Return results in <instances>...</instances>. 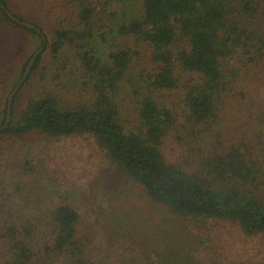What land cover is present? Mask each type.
<instances>
[{
	"label": "trees",
	"instance_id": "trees-1",
	"mask_svg": "<svg viewBox=\"0 0 264 264\" xmlns=\"http://www.w3.org/2000/svg\"><path fill=\"white\" fill-rule=\"evenodd\" d=\"M29 1L46 10L39 21L0 0L41 30L0 6V29L28 34L25 58L0 76V126L47 39L0 132V251L13 264L115 262L77 206L63 196L41 206L35 195L50 167L68 172L51 156L77 151L87 153L82 168L103 162L86 181L104 185L117 169L152 211L138 226L131 219L141 248L132 264H264V0ZM57 3L75 7V23L49 18ZM58 59H74L75 88ZM27 135L46 142L34 148ZM117 212L114 199L100 222L109 241L127 237Z\"/></svg>",
	"mask_w": 264,
	"mask_h": 264
},
{
	"label": "rangeland",
	"instance_id": "rangeland-1",
	"mask_svg": "<svg viewBox=\"0 0 264 264\" xmlns=\"http://www.w3.org/2000/svg\"><path fill=\"white\" fill-rule=\"evenodd\" d=\"M16 2L15 9L21 11L26 17L32 20L39 21L46 13V10L42 11L37 8L33 1L16 0ZM57 4L59 6L56 9L53 8V13L49 18H52L55 24L71 25L75 23V7L72 4ZM1 29H4L0 31V76L3 77L4 73L10 75L9 71L12 70V67H18L25 58L28 34L19 28L9 25L1 27ZM11 36L14 37V40L10 43ZM67 53L71 52L69 51ZM74 62V59H58L57 61L55 60V65L53 66L54 70H57L58 67L63 68V65L66 66L65 69L61 70V77L63 83L66 84L65 86L70 89L71 87L75 88L79 79ZM33 136L35 140L32 139L31 141L30 139ZM33 136L27 135L24 141L34 145V148H38L46 142L43 136ZM4 144L6 145L7 142H4ZM86 155L87 153L84 155L80 152L77 153V151H70L69 154H65V158L62 152L59 155L56 154L54 159L51 156L52 161L50 162L52 165L57 164V160L60 158L59 166L66 168L68 172L65 175L61 173L58 176V172L54 170L56 166L53 168L50 167L46 173L39 175L35 179V183L37 184L35 195L41 201V206H44L46 202L49 208L53 206L54 200L63 196L71 204L77 206L82 216V229L90 231L89 235L91 234V240L98 244V246H101L104 251L107 249V252L114 254L113 258L115 257V262L113 264H132L130 259H132L133 253L141 248H139L138 244H134L137 237L134 239L136 233L132 229L131 219H133L134 227L138 226V223L143 217L152 216V211L147 212V206L143 205V200L145 199L141 195V190L137 188L133 181L130 182L129 179L124 178L120 179V173L117 169L116 176L110 173L109 181L104 185L100 182H93L92 179L86 181V175L83 174H87V179H89V168H94L93 170L100 168L103 170V162H101L100 157H93L94 161H92L91 167L87 165L85 168H82V165L86 164L84 160ZM175 157V154L171 155V159ZM186 167L191 168L190 166ZM107 172H111V170ZM89 186L93 188L92 191L88 188ZM114 199H116V211H118V215L116 216L119 217V221H127L126 225L128 227L126 226L123 229V232L125 234L127 233V237L122 236V234H116V239L109 241L111 237L104 234V230L100 227V222L107 224L104 216L107 214L108 207ZM119 203L125 204L124 208L120 207L121 205ZM51 261L44 257L40 264H52ZM0 264H13L7 255V249L0 251Z\"/></svg>",
	"mask_w": 264,
	"mask_h": 264
},
{
	"label": "water",
	"instance_id": "water-1",
	"mask_svg": "<svg viewBox=\"0 0 264 264\" xmlns=\"http://www.w3.org/2000/svg\"><path fill=\"white\" fill-rule=\"evenodd\" d=\"M0 6L3 7L5 9V11L7 12V14L15 21L22 23L23 25H26L29 28L32 29H36L39 33H41V30L33 23L28 22V21H24L19 19L18 17H16L12 11L8 10L4 5H2L0 3ZM43 37V45H41L36 51L35 53L32 55L31 59L29 60V62L27 63L25 70L20 78V80L18 81V83L15 85V87L13 88V90L10 92L9 96H8V103H7V108H6V119L3 125L0 126V132L6 128L10 121H11V113H12V103H13V99L14 96L16 95L17 91L20 89L21 85L24 83V81L26 80V77L28 75V73L30 72L34 62L36 61V58L38 57V55L44 50L45 48V44L47 42V39L45 36Z\"/></svg>",
	"mask_w": 264,
	"mask_h": 264
}]
</instances>
